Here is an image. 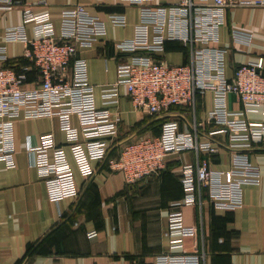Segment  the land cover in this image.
<instances>
[{"label":"crops","instance_id":"obj_1","mask_svg":"<svg viewBox=\"0 0 264 264\" xmlns=\"http://www.w3.org/2000/svg\"><path fill=\"white\" fill-rule=\"evenodd\" d=\"M178 1L153 0L152 5L164 7ZM78 4L85 5L91 15L106 25V35L99 37L94 47L79 53V58L86 60L88 79L96 88L98 107L119 113L122 144L159 136L160 128L154 123L170 117L138 114L125 86L120 88L117 106L104 105L102 95L103 87L117 82L121 63L147 54L143 50L122 53L115 43L133 40L145 46L154 40L153 27L143 23L139 5L128 0H18L13 9L0 8V47L6 46L8 64L19 68L29 66L28 84L35 86L38 73L24 56L25 46L20 42L6 43V30L23 26L27 36L33 38L34 24L24 23L22 15L24 8L31 7L36 13L49 12L59 33L62 16L72 13ZM114 17L125 18L126 24L114 23ZM236 30L250 33V43L236 41L233 36ZM209 46L226 50L227 80L234 79L238 67L257 66L260 61L264 73V7L239 6L226 10L219 42ZM191 49L189 42L167 40L164 50L153 56L185 65L191 62ZM215 97L213 91L200 95L196 115L186 112L181 116V129L187 131L195 122L202 123L200 141L210 142L218 152L192 150L170 155L162 171L134 184H129L121 171H113L109 160L95 161V174L89 178L82 176L58 118L16 121L15 167L8 168L0 160V264H156L157 257L168 252L204 253L201 264H264V133L239 143L232 141L229 131L210 136L209 131L218 129L217 125L208 123V112L214 108ZM227 99L230 110L240 113L242 119L264 125L263 103H244L234 94ZM94 121L91 114L72 117L75 128L93 125ZM241 132L248 133L249 129L242 128ZM48 133L54 134L57 145L68 154L80 189L75 198L51 201L45 177L32 165L27 147L39 146L41 136ZM236 144L238 147H234ZM234 153L243 155L258 168L259 183L244 184L242 205L233 209L215 206L209 199L210 188L205 189L202 206L183 207L184 223L196 229V233L185 237L182 249L171 250L169 212L172 203L186 197L182 183L185 167L191 165L196 173L198 158L208 160L221 179L217 191L229 195L231 182L243 178L241 173L233 172ZM91 232H97V236L88 237Z\"/></svg>","mask_w":264,"mask_h":264},{"label":"built area","instance_id":"obj_2","mask_svg":"<svg viewBox=\"0 0 264 264\" xmlns=\"http://www.w3.org/2000/svg\"><path fill=\"white\" fill-rule=\"evenodd\" d=\"M16 1L0 0V8L13 9ZM128 1L141 7L142 21L152 25L154 40L145 46L133 40L115 43L122 53L143 50L147 54L118 66L117 82L102 89L104 105L117 106L120 88L125 86L138 114L170 117L162 124L161 134L122 144L119 113L98 107L96 88L88 79L86 60L79 58V53L94 47L99 37L106 35L104 21L91 15L85 5L78 4L72 13L62 16L58 33L49 12L36 13L26 7L22 11L23 20L34 24L35 36L28 37L23 26L11 27L6 30L5 42L23 43L24 56L38 73L35 86L28 84L31 68L9 65L6 46L0 47V160L8 168L15 167L16 121L43 117L60 120L78 170L86 178L95 174V161L109 160L113 171H121L127 182L134 184L162 171L170 155L192 150L215 154L216 147L200 141L202 123L195 122L187 131L181 129L183 113L196 115L198 97L207 91L216 95L214 108L208 112V123L217 125L218 129L209 131L210 136L229 131L232 141L239 143L264 133L262 123H249L240 113L231 111L227 99L234 94L244 103L264 104L263 62L257 66L242 65L237 68L234 79L227 80L224 74L226 50L209 46L219 42V29L225 23L226 10L239 6L264 7V0H179L164 7H154L153 0ZM113 22L126 24L125 18L119 17H114ZM233 36L242 43H250L252 38L250 33L241 30L234 31ZM167 40L191 43V62L179 65L154 57V53L164 50ZM199 43L204 46L196 48ZM172 107H179L180 111H171ZM85 114L94 115L93 125L75 128L72 117ZM242 128H248L249 132L243 134ZM27 150L32 156V165L45 177L51 201L79 196L68 154L57 145L54 134L42 135L40 145H28ZM113 151H117V155L110 158ZM197 163L196 173L191 165L183 171L185 199L170 207L171 250L182 249L185 237L196 233V229L185 225L183 207L202 206L205 189L210 188L209 199L215 206L233 209L242 205V186L260 181L258 168L243 155L234 153L233 172L241 173L243 178H235L230 194L223 195L217 191L221 179L211 169L210 162L198 158ZM95 236L97 232L88 233L90 238ZM204 256V253L168 252L158 256L156 264H201Z\"/></svg>","mask_w":264,"mask_h":264},{"label":"trees","instance_id":"obj_3","mask_svg":"<svg viewBox=\"0 0 264 264\" xmlns=\"http://www.w3.org/2000/svg\"><path fill=\"white\" fill-rule=\"evenodd\" d=\"M28 60V59H27ZM27 64V63H26ZM23 66H25V65H23ZM22 67V66H21ZM178 109H180L179 107H172L171 108V111H176V110H178ZM166 120H168V118H166V119H162V120H160V121H157V122H155L154 123V125H156V127H159L160 128V132H159V134L158 135H160V133L162 132V124L166 121Z\"/></svg>","mask_w":264,"mask_h":264}]
</instances>
